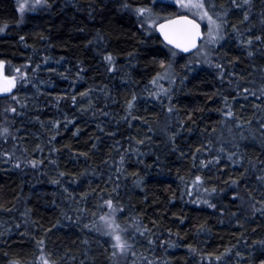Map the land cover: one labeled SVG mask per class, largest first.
<instances>
[{
    "label": "trees",
    "instance_id": "1",
    "mask_svg": "<svg viewBox=\"0 0 264 264\" xmlns=\"http://www.w3.org/2000/svg\"><path fill=\"white\" fill-rule=\"evenodd\" d=\"M201 1L223 29L212 66L126 10L151 0H0L17 78L0 95V264H112L109 201L128 264H264V0Z\"/></svg>",
    "mask_w": 264,
    "mask_h": 264
},
{
    "label": "rangeland",
    "instance_id": "2",
    "mask_svg": "<svg viewBox=\"0 0 264 264\" xmlns=\"http://www.w3.org/2000/svg\"><path fill=\"white\" fill-rule=\"evenodd\" d=\"M20 4H24V12L35 10L39 7H42L44 5V2H41L39 4L36 3V0H17ZM157 1H166L167 3H170L174 5L175 8V14H187L191 17H194L197 19L201 24L204 25L205 29V36L203 40L201 41V44L199 48L191 53V61H196V63L206 64L209 66H212L215 64L214 60V54L213 49L215 48V44L220 42L222 39L223 29L221 22L217 21L216 19L212 18V16L207 11V8L203 5V8H197L192 7V4L196 3H202L201 0H151V4L147 6H141L140 8H131L126 7V10L133 13L137 19L138 23L141 25L143 29L151 30L156 29L157 24L162 21L165 13H157L158 10L154 8L152 5L153 2ZM144 9L145 11L143 14H141L138 10ZM169 53H174L170 51ZM171 60H174L176 56L170 54ZM0 66H3L2 63H0ZM172 62H168L163 68V74L162 78L160 80H156L154 84H160L161 86L168 85L172 78H170V73H172ZM9 79L11 80L13 87L17 82V78L15 76H9ZM164 89L160 88V91H163ZM8 110L11 111V105L7 106ZM6 110L8 113L9 111ZM8 130V126L5 122H0V132L3 131V129ZM9 135V130L6 134L0 135V138L2 140H6ZM21 161V160H20ZM25 161V160H22ZM195 187L193 183L190 185V189ZM117 214L118 209L114 206V204L111 203V205H108V208H106L105 214L101 217L99 220L100 229L102 232L106 235H108L111 239V242L113 245H116L117 241L115 240L116 236H119L121 238V241H127V233L129 230V225L122 226L119 221H117ZM132 225V223H129ZM134 232V231H133ZM133 232L130 234L132 235ZM128 247V246H127ZM125 248L123 251L120 250L117 247H114L115 250V257L112 264H128V258L133 253L128 250V248ZM135 259V258H134ZM48 264V263H45ZM141 264V263H137Z\"/></svg>",
    "mask_w": 264,
    "mask_h": 264
},
{
    "label": "water",
    "instance_id": "3",
    "mask_svg": "<svg viewBox=\"0 0 264 264\" xmlns=\"http://www.w3.org/2000/svg\"><path fill=\"white\" fill-rule=\"evenodd\" d=\"M156 30L163 42L184 54H190L202 40L204 32L202 24L189 15H176L160 22ZM187 49V50H185ZM10 88V91H4ZM13 89V84L0 66V95L7 94Z\"/></svg>",
    "mask_w": 264,
    "mask_h": 264
},
{
    "label": "snow or ice",
    "instance_id": "4",
    "mask_svg": "<svg viewBox=\"0 0 264 264\" xmlns=\"http://www.w3.org/2000/svg\"><path fill=\"white\" fill-rule=\"evenodd\" d=\"M41 2L46 3L47 0H36V3H37V4H39V3H41ZM191 6H192V7H197V8H203V4H201V3L192 4ZM19 7H20V11L23 12V11H24V8H25V5H24V4H20ZM138 11H139L141 14H143V12H144L145 10H144V9H140V10H138ZM185 50H187V49H185ZM106 59H107L109 62H111L112 57H111V56H108V57H106ZM10 90H11L10 88H5V89H4V91H10ZM11 111H15V109L13 108V109H11ZM7 132H8V130L5 128V129H3L2 132H0V135L6 134ZM33 166H35V162H33ZM17 167H19V165H17ZM108 203H109V206H110V205H111V202L109 201ZM115 240L117 241V243H116V245H114V247H117V248H119V249L122 250V251L127 247L126 243L122 242V241H121V238H120L119 236H116V237H115Z\"/></svg>",
    "mask_w": 264,
    "mask_h": 264
},
{
    "label": "flooded vegetation",
    "instance_id": "5",
    "mask_svg": "<svg viewBox=\"0 0 264 264\" xmlns=\"http://www.w3.org/2000/svg\"><path fill=\"white\" fill-rule=\"evenodd\" d=\"M176 15H181V14H174V15H172V16H170V17H163V19H162V21H164V20H166V19H169V18H171V17H174V16H176ZM185 15H187V14H185ZM162 21H160V22H162ZM159 22V23H160ZM158 23V24H159ZM157 24V25H158ZM157 27V26H156ZM202 27H203V32H204V35H203V38H204V36H205V29H204V25L202 24ZM157 31V30H156ZM158 33V32H157ZM161 38V37H160ZM203 38H202V40H203ZM162 40V39H161ZM201 40V41H202ZM163 41V40H162ZM201 41L199 42V45H198V47L195 49V50H193L192 52H190V53H193V52H195L198 48H199V46H200V44H201ZM164 43V42H163ZM167 45V44H166ZM169 46V45H168ZM171 47V46H170ZM172 49H174L175 51H178V52H180L178 49H176V48H173V47H171ZM180 53H183V52H180Z\"/></svg>",
    "mask_w": 264,
    "mask_h": 264
}]
</instances>
